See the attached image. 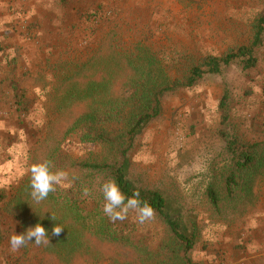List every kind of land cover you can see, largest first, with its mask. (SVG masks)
<instances>
[{"label":"rangeland","instance_id":"1","mask_svg":"<svg viewBox=\"0 0 264 264\" xmlns=\"http://www.w3.org/2000/svg\"><path fill=\"white\" fill-rule=\"evenodd\" d=\"M263 4L264 0H0V188H11L28 173L29 151L49 113L40 86L52 77L51 62L86 58L96 46L105 26H96L95 16L104 15L126 39H148L174 80L183 83L188 69L203 58L248 45ZM258 57L253 70L243 72L232 65L192 88L168 92L161 116L138 139L133 154L137 183L177 200L186 223L197 221L200 234L192 257L199 264H264V167L253 175L252 195L226 200L222 214H216L205 197L212 182L210 164L224 147L218 130L225 85L232 91V122L239 136L264 142V45ZM12 81L33 102L27 114L17 111ZM63 149L76 159L100 151L76 139L66 141ZM18 217L17 209L0 204L9 234L5 248L0 244V264H136L146 258L152 262L155 256L146 255L142 246L156 249L166 238L165 225L157 217L140 224L130 211L118 227L131 234L136 250L101 243L85 233L81 240L90 248L68 256L48 253L34 239L12 251L10 236L24 233Z\"/></svg>","mask_w":264,"mask_h":264},{"label":"trees","instance_id":"2","mask_svg":"<svg viewBox=\"0 0 264 264\" xmlns=\"http://www.w3.org/2000/svg\"><path fill=\"white\" fill-rule=\"evenodd\" d=\"M94 20L96 26L103 24L105 28L86 58H60L49 65L52 77H47L40 86L49 113L29 151V168L36 162L51 161L53 171L62 169L68 173L65 183L70 186H56L44 201L36 203L30 195L28 171L11 188H0V204L4 209L12 206L19 211L24 232L36 223L46 229L50 244L44 246L48 253L68 256L81 249L88 250L90 244L85 245L81 240L84 241L85 233L101 243L133 251L138 247L133 246L137 243L131 234L118 227L119 221L111 222L103 212L101 185L108 178H115L126 196L139 191L141 200L151 204L155 217L165 225L166 238L158 248L142 246L146 255L155 256L154 261L148 262L146 258L136 264H199L192 257L200 234L197 221L186 223L184 207L177 200L137 183L133 154L138 139L161 116L163 98L168 92L192 88L207 76L222 75L232 65L239 66L243 72L257 67L258 48L264 45V6L248 45L223 56L203 58L188 69L183 83L174 80L161 52L148 39L124 38L120 27L112 25L104 15L95 16ZM9 85L13 87L17 111L27 114L33 103L30 97L18 83L12 81ZM232 104V91L225 85L219 103L218 130L224 147L210 164L212 182L205 192L216 214H222V203L226 200L234 201L238 194L241 199L250 197L253 175L264 167V142L239 136L232 122ZM74 139L94 144L100 151L76 159L63 149L66 141ZM85 188L90 192L87 196L83 195ZM52 214L57 221L51 219ZM56 224L63 227L59 236L52 234ZM8 238L0 218V244L4 248ZM128 261L135 262L126 260V264Z\"/></svg>","mask_w":264,"mask_h":264},{"label":"clouds","instance_id":"3","mask_svg":"<svg viewBox=\"0 0 264 264\" xmlns=\"http://www.w3.org/2000/svg\"><path fill=\"white\" fill-rule=\"evenodd\" d=\"M30 188L31 198L34 202L44 201L49 193L56 190V186L68 187L66 184L68 173L62 169L52 170L51 161L44 160L30 165ZM104 198L103 212L113 223L124 221L128 218L130 211L135 212L138 223L144 224L155 217V210L147 200H141L139 191H134L130 197L126 196L120 189L115 178L105 180L100 188ZM89 189L83 190V195H89ZM51 219L57 221L52 214ZM63 227L56 224L52 229V234L59 236ZM36 246L48 245L49 236L46 229L36 223L34 227H29L24 233L10 236V248L12 251H18L21 247L32 242Z\"/></svg>","mask_w":264,"mask_h":264}]
</instances>
